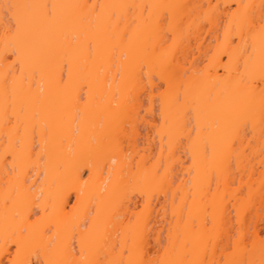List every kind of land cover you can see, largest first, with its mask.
<instances>
[{"label": "snow or ice", "instance_id": "1", "mask_svg": "<svg viewBox=\"0 0 264 264\" xmlns=\"http://www.w3.org/2000/svg\"><path fill=\"white\" fill-rule=\"evenodd\" d=\"M0 264H264V0H0Z\"/></svg>", "mask_w": 264, "mask_h": 264}]
</instances>
